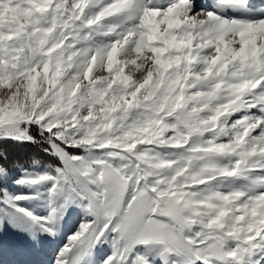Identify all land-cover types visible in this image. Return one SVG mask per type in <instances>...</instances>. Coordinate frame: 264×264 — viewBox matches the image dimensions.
I'll return each mask as SVG.
<instances>
[{
	"label": "snow or ice",
	"instance_id": "snow-or-ice-1",
	"mask_svg": "<svg viewBox=\"0 0 264 264\" xmlns=\"http://www.w3.org/2000/svg\"><path fill=\"white\" fill-rule=\"evenodd\" d=\"M73 212L50 264H264V0H0V235Z\"/></svg>",
	"mask_w": 264,
	"mask_h": 264
},
{
	"label": "rangeland",
	"instance_id": "rangeland-1",
	"mask_svg": "<svg viewBox=\"0 0 264 264\" xmlns=\"http://www.w3.org/2000/svg\"><path fill=\"white\" fill-rule=\"evenodd\" d=\"M256 2H259L258 0ZM19 168L12 169V174L18 175ZM15 190V189H13ZM36 211L44 214L46 212V208L42 205L36 206ZM80 217L76 212H73L71 216H69L63 226V231L60 237L56 240H52L51 238H44L42 243L33 247L31 243L24 237L23 234L13 230L8 229L0 235V258L3 256L5 261L11 255H18L20 258H29L32 261L33 254L38 257L40 260L47 259V256L52 258L53 250L58 248L61 243L64 242L67 235L71 234L78 227ZM107 251V248H105Z\"/></svg>",
	"mask_w": 264,
	"mask_h": 264
},
{
	"label": "trees",
	"instance_id": "trees-1",
	"mask_svg": "<svg viewBox=\"0 0 264 264\" xmlns=\"http://www.w3.org/2000/svg\"><path fill=\"white\" fill-rule=\"evenodd\" d=\"M2 147L6 149L9 155L8 166L10 169L20 168V166L27 167L33 157H38L43 160L49 159L43 153L42 147L38 145L19 146L9 143L4 144Z\"/></svg>",
	"mask_w": 264,
	"mask_h": 264
},
{
	"label": "bare ground",
	"instance_id": "bare-ground-1",
	"mask_svg": "<svg viewBox=\"0 0 264 264\" xmlns=\"http://www.w3.org/2000/svg\"><path fill=\"white\" fill-rule=\"evenodd\" d=\"M256 1L257 0H253V2L259 3ZM4 259L5 258L3 256L0 258V261H2V264H50V261H51V258L49 256H47V259L45 260H40L34 254H33V259H35V261H32L29 258H20L18 257V255L9 256L7 258V261H5Z\"/></svg>",
	"mask_w": 264,
	"mask_h": 264
}]
</instances>
